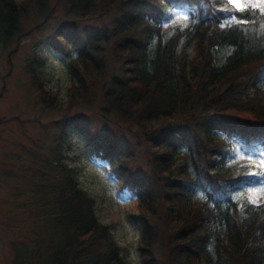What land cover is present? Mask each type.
<instances>
[{
    "label": "trees",
    "instance_id": "16d2710c",
    "mask_svg": "<svg viewBox=\"0 0 264 264\" xmlns=\"http://www.w3.org/2000/svg\"><path fill=\"white\" fill-rule=\"evenodd\" d=\"M43 5L0 0V42L27 33L21 20L35 7L43 19L34 27L45 24L52 15ZM245 9L238 12L230 0H67L66 18L122 12L108 33L73 42L69 99L85 101L104 79L110 56L119 63L103 84L97 113L139 129L151 156L141 169L122 150L114 154L115 139L98 144L136 197L144 264L164 263L150 220L170 230L163 246L175 254L171 264H264V197L249 191L264 181V11ZM174 10L187 21L165 28ZM49 96L42 88L41 100ZM32 153L41 157L32 170L35 188L51 193L35 210L53 231L35 254L45 252L42 260L15 250V264H128L60 146ZM237 153L260 161L231 163Z\"/></svg>",
    "mask_w": 264,
    "mask_h": 264
},
{
    "label": "rangeland",
    "instance_id": "374dc122",
    "mask_svg": "<svg viewBox=\"0 0 264 264\" xmlns=\"http://www.w3.org/2000/svg\"><path fill=\"white\" fill-rule=\"evenodd\" d=\"M233 4L264 11V0H236ZM44 5L52 15L45 24L34 27L43 19L35 7L21 20L27 33L18 41L13 38L0 42V264H15V250L37 260L46 255L35 254L51 240L52 224L35 209L40 206L38 199L48 198L51 193H39L35 188L37 180L32 170L38 168L37 160L41 165V157L34 158L32 151L48 155V150L56 144L60 146L64 163L74 169L79 186L94 199L96 216L109 227L110 237L120 246L127 263L144 264L139 250L144 219L136 197L116 177L98 144L107 138L115 139L114 154L122 150L129 163L141 169L151 156L139 129L130 130L124 122L114 124L97 113L103 84L118 73L119 63L110 56L104 79L85 101L71 103L69 99L73 76L68 54L77 53L73 42L82 43L86 33H108L122 12L81 20L66 18L67 0H44ZM186 21L185 12L174 10L164 27ZM63 34L68 44L63 41ZM224 52L222 48L220 53ZM42 88L50 95L45 101L41 100ZM251 160L260 161L237 153L231 163ZM249 189L258 199L264 197V191H255L264 189V181ZM149 224L155 233L156 255L163 264H171L174 259L170 257L175 254L169 255L167 246H163L170 230L154 220ZM189 244L195 246L197 240Z\"/></svg>",
    "mask_w": 264,
    "mask_h": 264
},
{
    "label": "snow or ice",
    "instance_id": "6c2138e0",
    "mask_svg": "<svg viewBox=\"0 0 264 264\" xmlns=\"http://www.w3.org/2000/svg\"><path fill=\"white\" fill-rule=\"evenodd\" d=\"M232 2L233 3H236V0H232ZM237 11L238 12H246L247 11V9H245V8H242V7H240L239 5H237ZM223 26V25H222ZM262 28H264V25H262ZM249 191H251V190H249ZM255 191H257V192H261V191H264V189H256ZM239 198V197H238ZM249 202L250 203H257V201L256 200H253L251 197H249Z\"/></svg>",
    "mask_w": 264,
    "mask_h": 264
}]
</instances>
